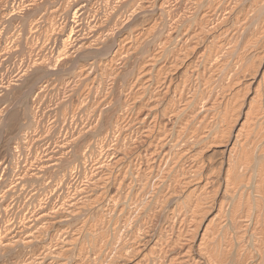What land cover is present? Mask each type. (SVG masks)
<instances>
[{
	"label": "bare ground",
	"instance_id": "1",
	"mask_svg": "<svg viewBox=\"0 0 264 264\" xmlns=\"http://www.w3.org/2000/svg\"><path fill=\"white\" fill-rule=\"evenodd\" d=\"M179 2L181 4V13L178 11L180 13L179 99H177V101L171 100L166 107L164 105V108H160V110L163 109L162 115L166 116L168 120L178 118L177 123L174 121L176 125H179L177 130L173 131L175 133L171 131L173 134H168L166 132L167 121L158 119L161 115L158 114L160 110L157 106H159L164 94L166 92H171V90H167L170 89L169 85L173 83L170 82L171 76H174L167 75L162 82L164 85H157L154 82L157 87L154 89V94L150 100H142L144 105H147L148 109L151 111L149 119L146 122L147 124L143 127L146 131V138H150L151 140V147L146 153V164H142L139 155L133 156L132 154L131 156V154L127 153L135 150L138 151L141 148L140 143L146 142V140L143 141L145 139L143 135L131 136L126 134L125 129L127 128H125L126 126L122 123V120H116L118 131H120L119 138H121V135L122 138L121 140L119 139L118 145L114 143L117 145V151L114 155L112 153V158L109 155L111 160L102 165L99 163L101 165V170L98 182L102 187L101 194H99V196H87V194L86 198H83V196V200L81 199L82 201L78 200L74 202L73 205L67 209L69 213H73L79 208L82 209L81 207L83 204L94 202V200L98 199L102 206L101 214L98 219L99 221L96 225L98 229L95 228V224L92 225L86 221L83 222L80 227L77 228L78 232H75V235L72 234L68 236V243L63 245L59 244L52 253L56 254L61 250L71 253L69 251L73 247H70V243L72 241L76 242L74 239L77 238V236L78 241L80 232L83 230V232L86 231V239L88 238L89 241H93V246H91L86 243L88 239L87 241L83 240L84 244L82 248L80 247L81 250L79 249L81 251L82 260L85 262L84 264H89L86 262H90L92 259L93 253H91V249L94 250V257L99 261V264H248L251 262L250 260L260 257L258 255H261L264 264V18H262V24H260L261 26L256 32L251 30V27H253L252 25H254V18L258 16L257 13L259 10H264V0H179ZM155 4L157 5V3ZM151 8L153 7H150V9ZM187 11L193 14L192 17H196L197 15L195 20L196 24L194 26L187 20L189 19L186 15ZM93 13H95V11ZM259 13L261 14V12ZM82 14L83 13H81V15ZM149 15L150 14L147 16ZM257 22L258 21H256V24ZM248 32H250V36L246 38L245 36ZM154 33H156V31ZM147 36L150 37V35ZM131 39H135V41L129 44L128 48L138 46V44L141 43L140 37ZM80 44L82 45V43ZM60 46L61 45H59V47ZM88 47H86V49H88ZM168 47L169 46L166 48L168 49ZM83 49L85 48L83 47ZM114 64H110L107 69L112 81L118 76V69H116ZM172 80L175 81V78ZM142 81H139L137 84V81L132 83L131 86H133L132 90L134 91L126 98L127 103L136 99V96L145 88L147 82ZM119 82L120 80L118 81V85L113 83V86L115 88L117 86L121 87ZM254 83H256V85H254ZM17 84L19 85V82ZM38 88L40 90V87ZM42 89L41 87V90ZM116 89H114L115 92H118ZM115 92L113 94H115ZM171 93H167V95L169 94L170 96ZM99 103L98 101V105ZM107 107L108 106L105 108ZM90 108L92 107L90 106ZM79 109H81V107ZM103 112L106 114V111ZM76 113L74 112V114ZM243 113L246 114V118L241 124V127L238 128V122ZM92 117L91 115L90 119ZM109 117L108 115V119ZM256 121L258 123H256ZM101 122H99L100 126H102ZM156 124L159 125V130L154 133ZM92 125H94V123H92ZM88 127L90 128L91 126ZM92 128L93 127L90 129ZM97 129L99 130V127ZM97 129L95 131H97ZM254 130L255 132H253ZM252 132L254 133V137H252V140L249 142L248 139ZM112 135L115 136V134ZM83 136L84 135H82V137ZM64 142L66 143V141ZM148 142L146 143L148 144ZM212 146L221 147L222 156H220L221 160L219 163L213 162L215 153L217 152L214 151L215 153L206 155V151ZM79 150L81 151L82 148ZM90 150H88V152ZM204 154L206 156H204ZM214 161L216 160L214 159ZM3 164L4 160H0V169ZM135 182L138 183V188L132 193L133 183ZM108 184L109 187L110 184L114 187L113 195H107L106 190L109 188ZM217 199L218 201L216 203ZM216 205L218 211L221 212V216L219 217L222 218V220L221 222H216V225H212V218H214V216L209 220L208 217L209 213H211V211L213 212ZM99 206L97 205V207ZM83 211L84 210H82V212ZM92 212L90 211L91 214ZM144 213H146V216L140 221V216ZM97 214L98 213H96V215ZM87 215L85 218L88 217ZM226 216H229L230 220L228 221H230L231 225H226V222L224 225L223 221ZM231 226L235 230L237 236L236 242L239 244L238 252L235 257H233V251L236 246V244L234 246V243L236 242H233V235L231 232L234 233V230L230 231ZM83 237L80 236L81 240ZM81 240L79 239V243ZM71 245L75 246L74 244ZM179 245H183L181 251H179ZM2 247L3 246H1V248ZM194 251H196L198 256L194 254ZM255 252L258 254L257 256H255ZM45 256L46 255H44V257ZM43 259H46V257ZM36 260L38 261L39 259L32 256L24 262L25 264H35ZM253 263L251 262V264ZM93 264H96V262Z\"/></svg>",
	"mask_w": 264,
	"mask_h": 264
},
{
	"label": "rangeland",
	"instance_id": "2",
	"mask_svg": "<svg viewBox=\"0 0 264 264\" xmlns=\"http://www.w3.org/2000/svg\"><path fill=\"white\" fill-rule=\"evenodd\" d=\"M165 1L167 0H0V160H4V164L0 169V264H25L24 261L32 256L39 259L38 261L36 260L35 264L39 262L41 264H55L57 261L59 263L57 262L56 264L85 263L82 260L80 250L84 241L88 239H86V231L83 232L82 230L80 232L79 239L81 240L80 236L85 237V239L83 237L80 243L79 239L77 241L78 236L74 239L76 242L72 241L70 243L71 248L76 247L77 244L76 248H72L73 251L70 248L69 252L72 254L64 250L56 253L58 255L52 252L56 250L59 244H67L68 236L75 235L78 232L77 228L83 222L95 224V228L98 229L96 225L98 224L102 207L98 199V201L94 200V202L83 204L82 209L79 208L73 213H69L67 209L74 202L78 200L82 201L83 198H86L87 194V196H99L101 194L102 187L98 182L101 165L111 160L117 151L119 139L121 140L122 138V135L119 138L120 131H118L116 120H122V123L126 126L125 128L128 129L130 127L128 130L125 129L126 134L131 136L143 135L145 138L143 141H149L148 144L141 142V148L138 151L127 152L131 156L132 154L133 156L139 155L142 164H146V153L151 147V140L150 138H146V131L143 127L147 124L146 122L149 119L151 111L147 105H144L143 99L150 100L154 94V89L157 85L162 84L164 77L167 75L174 76H171L170 83H173L169 85L170 89L167 90H171L172 93L166 92L157 107L160 110V108H164V105L166 107L171 100L177 101L179 99V14L181 13V4L179 0ZM152 4L155 5L153 6ZM150 7L155 8H151V10ZM94 11L95 13H93ZM263 11L259 10L261 14L258 12V16L254 18L258 21V25L254 20L253 24L255 27L252 25V31L256 32L260 28V24L263 21L262 18H264ZM139 12L143 14L141 15ZM81 13L83 14L81 15ZM148 14L150 15L147 16ZM186 15L189 18L186 19L194 26L197 15L196 17H192L193 14L189 11L186 12ZM155 31L156 33H154ZM147 35H150V37ZM247 36H250V32L245 37L247 38ZM139 37L141 43L138 46L128 48L129 44L135 41V39L131 38ZM59 45L61 46L59 47ZM167 46H169L168 49L166 48ZM110 64H114L116 69H118L117 82L116 79L113 82L110 74H108L107 69ZM174 78L176 82L172 80ZM119 80L121 87L117 86L116 88L119 89H116L113 85H118ZM139 81L147 82L145 88L136 96V99L127 103L126 98L134 91L132 90V83L136 82L137 84ZM16 82H19V85ZM38 87H40V90ZM114 89L118 92H115ZM113 91L115 94H113ZM167 93H171V95L169 96ZM98 101L100 102L99 105ZM106 106L108 107L105 108ZM80 107L81 109H79ZM162 110L158 111V114L161 115H159L160 118L158 117V119L167 121L166 132L168 134L175 133L173 131H176L179 126L176 125L178 118L168 120L166 116L162 115ZM103 111H106V114ZM74 112L77 113L74 114ZM107 113L110 116L109 119ZM243 114L238 122V128L245 121L246 114ZM91 115L93 117L90 119ZM257 121L256 123H258ZM99 122L102 123V126H100ZM157 124L154 133L159 130V125ZM88 126L93 128L90 129L91 127L89 128ZM95 128L97 131H95ZM253 132L249 136V142L254 137ZM112 134H115V136ZM82 135L84 136L82 137ZM80 147L82 148L81 151L79 150L81 149ZM220 148L212 146L206 151L207 153L205 152L206 155L217 152L214 157L216 161L213 159L214 163H219L221 160L220 156H222V152ZM88 150L90 151L88 152ZM206 155L204 154V156ZM110 187L107 189L108 191L106 190L107 195L114 194V187L111 184ZM133 187L136 188L134 189ZM133 187L132 193L137 190L138 183H133ZM217 201L218 199L216 203ZM82 210L84 211L82 212ZM89 210L91 212L94 210L92 212L93 215ZM85 213L86 215L88 214V219L85 218ZM96 213L99 215H96ZM145 216L146 213L142 214L140 216L141 219L139 218L140 221ZM213 216L212 225L221 222L222 218L219 217L221 216V212L218 211L217 205L213 209V212L209 213L208 220ZM228 220H230L229 216H226L223 221L224 225L225 222L226 225H231ZM233 230L231 226L230 231ZM234 233L231 232L233 242H236L237 236ZM86 243L93 246V241H89V239ZM1 246L3 247L1 248ZM234 246L235 252L233 251V257L238 252L239 244L236 242ZM179 247V251H181L183 245H179ZM196 251H194V254L198 256ZM91 253H93L92 259L86 263L93 264L96 262V264H99V261L94 257L93 249H91ZM254 254L255 256L258 255L256 252ZM44 255H46V259H43L45 258ZM258 256L260 257H256V259L252 258L253 260L250 261L255 264H263V258L261 255ZM251 262L248 264H251Z\"/></svg>",
	"mask_w": 264,
	"mask_h": 264
}]
</instances>
